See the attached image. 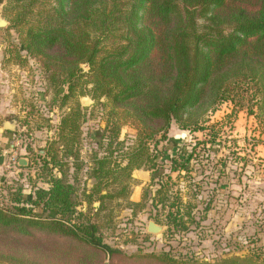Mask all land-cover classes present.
Instances as JSON below:
<instances>
[{"label":"trees","instance_id":"16d2710c","mask_svg":"<svg viewBox=\"0 0 264 264\" xmlns=\"http://www.w3.org/2000/svg\"><path fill=\"white\" fill-rule=\"evenodd\" d=\"M6 1L20 47L54 69L51 79L58 94L68 86L63 104L76 96L78 88L85 93L88 83L93 84L94 98L104 96L111 103L103 130L109 152L94 155L89 178L95 184L89 192L82 189V201L109 196L101 194L107 184L114 185L116 195L126 192L134 170L142 166L152 170L153 182L161 181L157 146L167 139L173 123L190 132L209 128L207 116L226 102L249 114L257 109L264 123V0ZM82 63L89 65L87 74L81 73ZM81 112L76 104L63 116V149L59 153L60 146L53 147L44 157V169L53 172L58 167L61 175L49 174V188L38 187L34 195L14 193V210L0 208V226L22 234L41 229L71 235L113 255L118 251L103 242L99 225L77 210L80 189L64 170L68 166L62 154H73L78 144ZM125 122L137 132L128 151L122 152L119 133ZM213 132L210 141L215 144ZM116 150L119 156H114ZM193 152L175 167L189 169ZM80 168L76 166V172ZM147 196L146 189L136 204H145ZM160 197L153 199L154 205L164 204ZM174 204L165 217L182 226L190 212L174 210ZM83 215L86 220H80ZM167 257L161 254L159 259Z\"/></svg>","mask_w":264,"mask_h":264},{"label":"rangeland","instance_id":"374dc122","mask_svg":"<svg viewBox=\"0 0 264 264\" xmlns=\"http://www.w3.org/2000/svg\"><path fill=\"white\" fill-rule=\"evenodd\" d=\"M6 7L7 1L0 0V16L8 21L0 27V208L14 210V193L34 195L38 187L49 188V174L61 175L53 164L49 166L53 172L44 169V157L53 147L60 146L59 153L63 149L62 118L80 104L81 133L73 154H62L68 166L64 170L80 189L77 210L99 225L98 235L118 252L108 254L71 235L41 229L22 234L0 226V264H264V123L257 109L249 114L232 102L223 103L207 116L209 128L194 132L173 123L167 139L157 146L161 181L153 182L152 170L142 166L150 177L139 174L141 168L134 170L126 192L116 195L114 185L107 184L101 194L109 196L82 201V189L89 192L95 184L89 178L94 155L109 152L103 130L111 103L104 96L94 98L93 84L88 83L85 93L78 88L76 96L63 104L68 86L58 94L51 79L54 69L20 47V34L10 26ZM80 68L81 73L89 72L87 63ZM6 122L15 124L14 129H6ZM213 131L215 144L210 141ZM136 132L128 122L122 125V152L128 151ZM192 151L189 169L177 168ZM120 154L116 150L114 156ZM146 189L147 202L137 205ZM158 196L164 204H153ZM173 202L172 209L190 212L182 226L165 217ZM85 215L80 220H86ZM150 221L164 230L150 232ZM161 254H167V260H160Z\"/></svg>","mask_w":264,"mask_h":264},{"label":"water","instance_id":"95a60500","mask_svg":"<svg viewBox=\"0 0 264 264\" xmlns=\"http://www.w3.org/2000/svg\"><path fill=\"white\" fill-rule=\"evenodd\" d=\"M7 24H8V21L0 16V27H4ZM87 65H88V63H87ZM88 101H90V100H88ZM88 101H87V103H88ZM14 126H15V124H12L10 122H6V124H5V128L9 129V130H13ZM138 172L144 178L148 179L150 177V175L148 174L147 171L144 170V168L139 169ZM164 228L165 227L163 225H160V224L156 223L155 221H150L149 224H148V230L150 232H162L164 230Z\"/></svg>","mask_w":264,"mask_h":264}]
</instances>
